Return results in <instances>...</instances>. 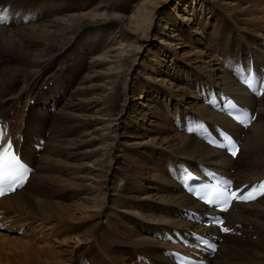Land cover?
Wrapping results in <instances>:
<instances>
[{"label":"bare ground","instance_id":"1","mask_svg":"<svg viewBox=\"0 0 264 264\" xmlns=\"http://www.w3.org/2000/svg\"><path fill=\"white\" fill-rule=\"evenodd\" d=\"M0 5L40 15L35 23L0 27V119L22 137V155L35 168L23 189L0 199L1 222L68 226L63 233L71 236L55 253L46 236L39 250L3 239L10 233L0 227V264H52L58 257L61 264H171L164 258L169 239L192 226L180 209L200 207L174 183L173 169L208 164L227 172L245 158L236 185L264 178V96L254 104L222 62L244 54L264 66V34L243 2L83 0L75 11L66 0ZM217 8L230 16H217ZM67 54L75 66L56 69ZM46 73L52 75L43 91ZM212 90L257 113L235 162L176 127L193 118L238 132L204 106ZM36 135L46 143L35 159L29 144ZM49 185L53 194L69 189L74 201H45ZM226 219L241 237H224L212 264H264V197L231 206Z\"/></svg>","mask_w":264,"mask_h":264},{"label":"rangeland","instance_id":"2","mask_svg":"<svg viewBox=\"0 0 264 264\" xmlns=\"http://www.w3.org/2000/svg\"><path fill=\"white\" fill-rule=\"evenodd\" d=\"M239 1H241V2L244 3V7H246V8L248 7L247 9H250L252 12L257 13V20H256L257 29H256V31H260L261 33L264 34V0H239ZM66 3L69 5V7L71 9H73L75 11V8L74 7H78L80 4H83V0H66ZM217 9H218V11L216 13L217 16H219L221 13H227V14L228 13H231V12H226L225 10H222L221 8H217ZM227 11H229V10H227ZM206 16H208V15L206 14ZM224 22H227V20L224 19ZM242 23L243 22L241 20H238V24L239 25H242ZM242 26H245V25H242ZM210 28H212V25H209V30H210ZM245 34L252 35V33H245ZM181 42L183 44L186 43L185 40L184 41H181ZM175 43H177V41ZM185 45H187V43ZM190 45H191V42L188 43L187 46L190 47ZM179 49H181V47H178V50ZM149 51H151V50H149ZM70 57L71 56L69 54H67L65 56V59L66 60L63 59L62 61H60L56 65V69H58L61 65L63 66L65 63H66L65 65H67L69 67L75 66V63L74 62L73 63H70V59H69ZM183 59L186 60V61H188V59L185 58V57H183ZM62 71H64L63 68H62ZM49 74L50 73H46L42 77V80H41V83H42L41 89L43 91L46 90V86H43V84L48 79L47 76L49 77V76L52 75V74H50V75ZM31 105H33V101H31ZM129 131H131V129ZM129 131H127V132H129ZM126 135H129V134L126 133ZM139 135H141V134H139ZM147 136L151 137L150 135H147ZM127 137L130 140L133 141L132 136H127ZM238 161L239 162L237 164H240L241 165L245 161V158L239 159ZM117 165L118 164L115 165V168L116 169H117V167H116ZM119 169H122V168H119ZM62 179H64V178H62ZM51 187L53 189H56L55 186H52V185H49L48 186L47 193L44 196V199H46L45 201H52V202L54 201V202L65 203V204H69L70 202H73L74 201L73 200L74 198L71 195L69 189H64V187H63L62 193H55V194H53L52 193V190L53 189ZM58 194H59V196H58ZM61 194H62V197H60ZM25 222H27V221L18 220V219H15V218L14 219H10L9 221L4 220V222H2L3 223L2 227L6 231L4 234L7 235L8 233H10V235L8 237L4 236L3 239H10V240L13 239L12 241H19L20 239H22L23 241L25 240L28 244H30L34 248L41 250L40 248L37 247V246H40L41 245V244H38V240L41 241L42 238H44L46 236V238H48L47 241L49 242V245L51 247L50 251H53V252L56 253L57 252V244L59 243V241L61 239H67V238L71 237L70 235H66L65 236V234L63 233V229L68 228V226H60V227H57V228H53V229L50 228L49 230H46L47 228H49L47 225L46 226H44V225L38 226L37 224H34V225L27 224V226H26ZM20 230H23V233ZM34 230H35V232H33ZM61 231H62V236L58 235V232H61ZM18 232H19V234L17 235ZM21 233H22V235H21ZM43 245L44 244H42L41 246H43ZM7 254H8V251H7ZM8 256H10V254H8ZM56 256H57V254H56ZM60 258L61 257H58L57 259L53 260L52 261V264H61L62 258L61 259ZM27 264H36V263L33 262V263H27ZM39 264H51V263L47 260L45 262H40Z\"/></svg>","mask_w":264,"mask_h":264},{"label":"snow or ice","instance_id":"3","mask_svg":"<svg viewBox=\"0 0 264 264\" xmlns=\"http://www.w3.org/2000/svg\"><path fill=\"white\" fill-rule=\"evenodd\" d=\"M0 23H3V20H0ZM247 126V124L244 125V127ZM5 135V130L0 128V142L4 140ZM221 147L224 146L221 145ZM229 152L232 157L238 155L239 149L235 143L229 148ZM29 171L30 169L26 167L20 156L16 153L11 139H8L7 143L0 144V196H4L8 192H14L17 188L23 187L28 179ZM257 194L264 196V181H261L257 185H252L247 194H244L242 189H232L231 181H228L226 188L214 187L207 199L202 196L198 197V199L204 200L209 205L219 203L221 205L220 210L226 212L234 201L248 202L255 200ZM213 222L218 224L220 231L225 233L231 231L229 227L224 226L223 220H214ZM210 250L215 252V246H211Z\"/></svg>","mask_w":264,"mask_h":264}]
</instances>
